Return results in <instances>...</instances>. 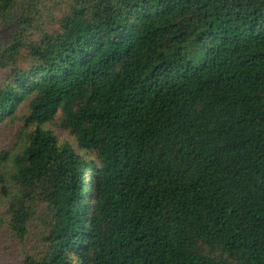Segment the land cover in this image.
<instances>
[{
	"label": "trees",
	"instance_id": "trees-1",
	"mask_svg": "<svg viewBox=\"0 0 264 264\" xmlns=\"http://www.w3.org/2000/svg\"><path fill=\"white\" fill-rule=\"evenodd\" d=\"M2 128L0 264H264V0H0Z\"/></svg>",
	"mask_w": 264,
	"mask_h": 264
},
{
	"label": "rangeland",
	"instance_id": "rangeland-1",
	"mask_svg": "<svg viewBox=\"0 0 264 264\" xmlns=\"http://www.w3.org/2000/svg\"><path fill=\"white\" fill-rule=\"evenodd\" d=\"M62 139H67V137L66 136H62L61 137ZM7 142V137H6V134H5V132H4V129L2 128V129H0V148H2V145L3 144H5ZM14 251V247H13V244H9V245H7V246H5L4 248H3V251L5 252V253H8L7 251ZM10 254V253H9ZM11 255V254H10ZM16 256H17V253H16ZM9 260H14V261H16V258H15V256L14 255H11V257L9 258Z\"/></svg>",
	"mask_w": 264,
	"mask_h": 264
}]
</instances>
